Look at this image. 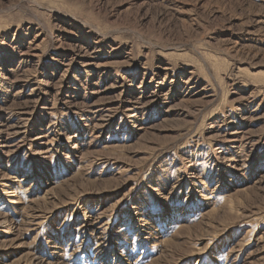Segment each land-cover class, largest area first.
<instances>
[{"label":"rangeland","instance_id":"1","mask_svg":"<svg viewBox=\"0 0 264 264\" xmlns=\"http://www.w3.org/2000/svg\"><path fill=\"white\" fill-rule=\"evenodd\" d=\"M0 264H264V0H0Z\"/></svg>","mask_w":264,"mask_h":264},{"label":"bare ground","instance_id":"2","mask_svg":"<svg viewBox=\"0 0 264 264\" xmlns=\"http://www.w3.org/2000/svg\"><path fill=\"white\" fill-rule=\"evenodd\" d=\"M187 83H188L187 81H184V84H187ZM186 87H187V86H186ZM190 87H191V86H190ZM153 93H154V92H153ZM153 95H154V94H153ZM157 96H158V95L155 94V95L153 96V99L156 98ZM148 100H149V99H148ZM110 108H111V107H110ZM126 109H127V110H132V108H128V107H126ZM109 110H111V109H109ZM127 110H126V111H127ZM100 124H101V123H100ZM13 128H14V127H13ZM13 128H11V129H13ZM20 130H21V129H20ZM11 131H12V130H11ZM11 131H10V132H11ZM13 132H14V131H13ZM237 132H239V131H236V132H234V133H237ZM22 207H23V206H22Z\"/></svg>","mask_w":264,"mask_h":264}]
</instances>
